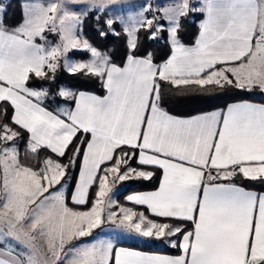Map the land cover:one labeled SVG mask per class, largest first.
Segmentation results:
<instances>
[{
	"label": "snow or ice",
	"instance_id": "1",
	"mask_svg": "<svg viewBox=\"0 0 264 264\" xmlns=\"http://www.w3.org/2000/svg\"><path fill=\"white\" fill-rule=\"evenodd\" d=\"M118 2L24 0L14 26L0 3V239L25 250L0 245V264H264V192L231 182L241 176L264 184V103L242 100L187 117L163 106L166 87L264 93V0H174L158 6L159 15L141 11L124 29L129 39L122 65L81 37L83 13L73 8L104 10ZM145 9L152 12L151 5ZM196 12L204 19L187 45L183 21ZM114 23L106 21L119 35ZM141 31L156 41L167 33L169 55L161 63L152 52H139ZM46 33L59 43L45 46ZM72 51L91 58L73 61ZM61 67L99 78L107 95L67 87L50 93L31 83L55 81ZM50 95L74 107L49 110ZM21 140L31 154L47 150L57 159L46 157L38 169L25 165ZM64 157L67 164L58 160ZM77 158L72 203L88 204L90 189H98L85 211L68 207L63 190ZM132 160L162 170L157 190L126 197L154 218L129 207L112 210L116 201L109 193L117 182L155 175L132 167ZM103 223L164 240L181 254H147L110 241L73 243Z\"/></svg>",
	"mask_w": 264,
	"mask_h": 264
},
{
	"label": "trees",
	"instance_id": "2",
	"mask_svg": "<svg viewBox=\"0 0 264 264\" xmlns=\"http://www.w3.org/2000/svg\"><path fill=\"white\" fill-rule=\"evenodd\" d=\"M3 5L7 7V16L6 23L9 26H14L21 22L22 20V0H4ZM203 15L201 13L195 15L194 19L191 20L190 17H185L183 21V27L181 31V37L183 42L187 45L194 43L195 39L199 33V21L202 19ZM106 14L89 12L84 17L82 22V30L85 37L97 47L100 51L109 54L113 62L118 65L123 64V57L125 52L128 50L126 45L128 42V36L126 32L121 28L119 23L115 22L112 26L115 33L113 34L107 24H106ZM103 30L108 35L101 37L99 32ZM47 37H50L54 41H58L59 38L55 34L46 33ZM148 33L141 31L139 33V52L149 51L154 55V62L161 63L169 55V42L167 39V33H161V39L149 40L147 38ZM37 42L44 44L42 41L37 40ZM71 57L87 59L89 53L85 51H72L70 53ZM63 63V58L62 61ZM55 81H39L33 80L31 83L33 85L43 84L45 87L49 88L50 93H55L59 87H67L73 91H88L100 96L106 94V89L104 87L103 81L99 78L85 75L82 73H77L75 75L69 74L63 67L57 70L55 74ZM239 100H253L264 102V94L260 93L259 90H255L252 93H244L232 88L219 89L209 86L208 91L204 92L199 89L193 88L187 92L181 93L172 88H165V95L163 106L171 114L181 117H187L189 115H194L204 111L215 110L219 108H224L229 103ZM45 103L49 106V110L59 108H72L74 106L73 101H64L62 98H55L50 95L48 100ZM19 148L21 153L22 162L25 165L32 166L33 168H39L42 166L43 161L46 157H52L57 159V157L52 154L50 151L43 150L38 154H31L27 151L25 142L21 140L19 142ZM60 163L67 164V157L58 158ZM133 167H140V169H145L147 171L155 172V175L151 180L148 179H129L120 183L122 191L119 194V197L122 202H125L123 199L136 191H146L154 190L158 187L162 171L155 167L148 166H139L135 160L131 161ZM80 166V158H77L75 167L71 170V174L68 176V186L66 188L67 205L74 210L85 211L90 209L91 200L94 198V193L98 190L96 185H93L90 194H89V203L83 206L74 205L70 202V197L72 190L74 188V183L78 174ZM236 184L244 186L249 189H254L259 192H264V184L258 181H251L244 179L241 176H236L233 181ZM126 203V202H125ZM127 204V203H126ZM134 208H140L133 206ZM166 222V221H164ZM188 229L192 226L191 224L185 225ZM150 243H153L155 246L143 245L140 246L138 243H120L121 245L139 248L141 250H150V251H161L167 252L169 254H179V248H173L171 246H166L167 242L164 240H149Z\"/></svg>",
	"mask_w": 264,
	"mask_h": 264
},
{
	"label": "rangeland",
	"instance_id": "3",
	"mask_svg": "<svg viewBox=\"0 0 264 264\" xmlns=\"http://www.w3.org/2000/svg\"><path fill=\"white\" fill-rule=\"evenodd\" d=\"M3 1L4 0H0V3L3 4ZM190 2L193 4H197V3H202L203 0H190ZM23 3H24V0H22V4ZM173 3H174V0H119L117 4L109 5L104 10H96L95 8L89 5H86V4H78V5L73 6V8L78 14L81 12L83 13L82 21L84 17L87 15V13L89 12H96L98 14L104 12L106 14L107 20L110 18L113 19L115 22L119 23L121 28L124 30L125 27L130 23L131 18L137 17L141 11H144L146 16H150L151 14L159 15V13H157L158 6H170ZM146 5H151V9H152L151 13L146 11L145 9ZM197 14H199V12L190 13L187 17H190V19L193 20L195 15ZM80 35L83 39H87L85 35L83 34L82 25L80 26ZM42 42L45 43L44 41ZM57 43H59V40L54 41L50 37H47V43L45 46H54ZM70 53L68 54V56L73 61H87L91 58L90 53L87 59H82V58L76 59L74 57H71ZM141 170L147 171L145 169H141ZM61 183H64V181L62 180ZM120 183L121 182H117V184L112 188V191L109 193V196H111L116 201V204L113 206V208H116L117 206L120 205L121 199L119 197V194L122 191L120 187ZM67 186H68V183L65 185V188L63 189L65 192H66ZM57 188H59V185H57ZM113 208L112 210L114 211ZM107 211L108 209H106V212ZM107 224L108 225L103 227L102 229H99V227L96 229H93L92 234L90 236L80 238V240L73 241V243L74 244H92V243L110 241L113 244H116L119 242V243H138L140 246L147 245V244L148 245L152 244L153 246H155L153 243L147 242L146 238L139 237L134 233H127L123 229L118 228L116 225H113L111 223H107ZM99 232H101L102 238H97V235L99 234ZM0 245H4L5 250L8 248H14L15 251L21 252L22 254L25 251L22 246L17 247L14 241L11 242L10 244H5V241L3 239H0ZM163 247L167 248L166 245H163Z\"/></svg>",
	"mask_w": 264,
	"mask_h": 264
},
{
	"label": "crops",
	"instance_id": "4",
	"mask_svg": "<svg viewBox=\"0 0 264 264\" xmlns=\"http://www.w3.org/2000/svg\"><path fill=\"white\" fill-rule=\"evenodd\" d=\"M204 19V17H202V19L199 21V25H200V23L202 22V20ZM39 43V42H38ZM79 92H86V93H90V94H93V95H97V96H100V95H98V94H95V93H92V92H88V91H79ZM105 95H107V91H106V94ZM239 101H242V100H239ZM239 101H234V102H231V103H235V102H239ZM247 101H249V102H251V103H256V104H261V103H264V102H259V101H253V100H247ZM231 103H229V104H231ZM74 107V106H73ZM226 107V106H225ZM224 107V108H225ZM219 109H222V108H219ZM171 114V113H170ZM173 115V114H172ZM181 117V116H180ZM148 167H154V166H148ZM79 170H80V166H79ZM79 170H78V174H79ZM162 171V170H161ZM78 174H77V177H76V180H75V183H74V187H75V184H76V182H77V179H78ZM161 177H162V174H161ZM160 183V182H159ZM232 183H234V182H232ZM236 184V183H235ZM237 186H240V187H243L245 190H248V191H256V192H259V191H257V190H254V189H249V188H246V187H244V186H241V185H239V184H236ZM158 187H159V185H158ZM158 187L156 188V189H154V190H146V191H136V192H133V193H131V194H129V195H134V194H138V193H143V192H150V191H155V190H157L158 189ZM91 190V189H90ZM74 191V188H73V190H72V192ZM72 194V193H71ZM89 194H90V192H89ZM129 195H127V196H129ZM126 196V197H127ZM126 197L123 199L125 202H122V201H120V205L119 206H117L116 208H113L114 209V211H117V210H119V207L120 206H122V207H129V208H132L133 209V211H136L137 213H140V212H143L144 213V215L146 216V217H148V218H154L151 214H150V210L146 207V206H142V205H135L134 203H132V202H129L127 199H126ZM70 202L72 203V201H71V197H70ZM73 204V203H72ZM75 205V204H74ZM80 206H83V205H80ZM133 206H136V207H141V209L140 208H134ZM79 211V210H78ZM118 212V211H117ZM107 214V212L105 211V215ZM108 224L107 223H103V224H101V226L99 227V229H102L103 227H105V226H107ZM191 229V228H190ZM189 229V230H190ZM97 238H102V234H101V232H99V234L97 235ZM147 239V242H149V238H146ZM173 239H175V238H173ZM117 248H120V247H123V248H126V249H129V250H134V251H141V252H144V253H147V254H153V255H167V256H172V257H175V256H178V255H180L181 254V252L179 253V254H176V255H173V254H169V253H167V252H161V251H150V250H141V249H139V248H133V247H129V246H125V245H121L119 242L118 243H116V244H114ZM171 246L170 244H166V246Z\"/></svg>",
	"mask_w": 264,
	"mask_h": 264
}]
</instances>
